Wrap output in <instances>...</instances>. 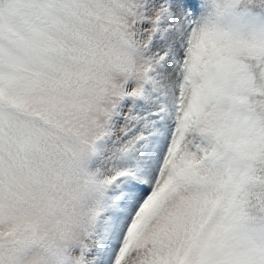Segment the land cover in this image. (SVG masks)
I'll return each mask as SVG.
<instances>
[{
    "label": "snow or ice",
    "instance_id": "6c2138e0",
    "mask_svg": "<svg viewBox=\"0 0 264 264\" xmlns=\"http://www.w3.org/2000/svg\"><path fill=\"white\" fill-rule=\"evenodd\" d=\"M0 264H264V0H0Z\"/></svg>",
    "mask_w": 264,
    "mask_h": 264
}]
</instances>
